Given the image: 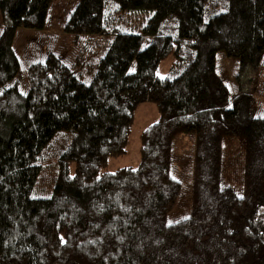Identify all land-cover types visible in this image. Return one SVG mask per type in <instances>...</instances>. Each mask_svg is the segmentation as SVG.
Returning <instances> with one entry per match:
<instances>
[{
    "label": "trees",
    "instance_id": "1",
    "mask_svg": "<svg viewBox=\"0 0 264 264\" xmlns=\"http://www.w3.org/2000/svg\"><path fill=\"white\" fill-rule=\"evenodd\" d=\"M55 1L0 0V264H264V0H71L46 32ZM134 12L150 13L142 47L118 28ZM17 29L34 31L18 55ZM60 35L111 39L95 62L84 47L65 64ZM217 53L256 72L252 92L228 99ZM144 103L157 120L138 136L137 165L108 172ZM231 138L239 195L221 184ZM176 164L189 214L168 223Z\"/></svg>",
    "mask_w": 264,
    "mask_h": 264
},
{
    "label": "rangeland",
    "instance_id": "2",
    "mask_svg": "<svg viewBox=\"0 0 264 264\" xmlns=\"http://www.w3.org/2000/svg\"><path fill=\"white\" fill-rule=\"evenodd\" d=\"M75 3L71 0H56L51 4L48 11L47 22L50 15L52 26L45 28L46 32H56L57 27L54 19H60L72 10ZM150 17V13L134 12L129 14L126 19V24L121 22L118 26L120 31L142 34V26L144 22ZM0 25L2 21L0 19ZM57 33V32H56ZM34 36V31L26 29H17L12 41L13 52L18 55L27 39ZM141 47L147 45L151 37L141 35ZM111 36L95 37L92 39L80 38L75 40L70 35H60L57 47L54 54L60 60L69 64L72 62L77 54L86 47L83 61L95 62L103 54ZM171 59L167 58L161 61L157 67L156 75L159 78L166 76ZM215 70L219 79L226 88L228 99H230L238 90L252 92L254 87L258 84L260 79L257 78L256 72L252 69L246 68L244 72L239 73L238 60L232 58H224L221 53L215 55ZM264 107V102H261ZM157 120L156 108L153 104L144 103L136 107L131 131L126 145V153L115 159H111L106 170L113 172L121 167H135L138 162V136L140 132L150 124ZM174 148L177 153L190 154L191 146L186 137H178L175 139ZM224 162L221 172V184L228 186L239 195L241 192V173H242V150L240 149V140L231 138L225 140L223 143ZM171 176L180 182V193L176 202V206L167 216L166 222L170 223L176 219L183 218L189 214L190 205V175L182 164H176V170L171 173Z\"/></svg>",
    "mask_w": 264,
    "mask_h": 264
}]
</instances>
